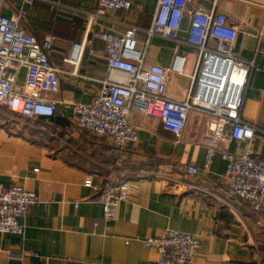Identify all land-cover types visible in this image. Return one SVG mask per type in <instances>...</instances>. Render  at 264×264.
Instances as JSON below:
<instances>
[{"label": "crops", "instance_id": "crops-1", "mask_svg": "<svg viewBox=\"0 0 264 264\" xmlns=\"http://www.w3.org/2000/svg\"><path fill=\"white\" fill-rule=\"evenodd\" d=\"M130 9L98 14L97 0H4L3 13L23 8V23L42 39L58 36L51 53L61 69L58 99L51 117H19L0 105V182L35 191L38 201L20 218L22 233L0 232V264H147L158 258L142 241L167 228L197 234L202 247L189 264H264V212L227 194L221 175L227 161L220 153L210 171H203L207 111H191L182 135L163 127L158 117L132 110L139 139L117 147L108 136L95 137L74 125L73 104L90 102L108 74L107 43L97 33H123L138 28L147 58L166 68L177 54L186 57L183 75L171 73L172 93L191 85L198 53L184 42L150 36L158 0H131ZM222 12L238 29L234 52L262 65L264 0H188L187 9ZM190 16L183 17L179 36L185 38ZM95 53L86 51L76 72L63 60L70 43L87 36ZM25 78L21 71L20 81ZM243 118L255 126L250 141H230L226 148H248L264 154V71L252 70L244 89ZM195 165L198 174L187 168ZM90 179L92 184L86 185ZM128 181L131 199L121 202L114 219L106 221L103 191Z\"/></svg>", "mask_w": 264, "mask_h": 264}, {"label": "built area", "instance_id": "built-area-1", "mask_svg": "<svg viewBox=\"0 0 264 264\" xmlns=\"http://www.w3.org/2000/svg\"><path fill=\"white\" fill-rule=\"evenodd\" d=\"M36 1L22 0L23 5ZM98 14L130 9L131 0H97ZM188 0H158L150 36L184 42L197 50L196 71L191 85L178 95L171 89L170 74L183 75L186 57L177 54L172 67L166 68L147 58L138 41V28L130 26L123 33H97L107 43L108 74L101 89L90 102L73 104V123L91 136H108L123 148L139 139V127L131 121L132 110L158 117L163 127L178 137L186 126L191 111L200 108L208 113L204 143L207 147L203 171L209 172L217 153L227 161L221 175L230 198L250 204L264 212V154L248 148L232 153L226 148L230 141H250L255 126L242 115L244 89L252 70L264 71L254 60H246L234 52L238 27L222 12L204 7L187 9ZM0 0V105L13 113L30 119L51 117L58 99L61 69L53 62L51 53L58 42L55 33L48 32L42 39L23 23L26 11L21 8L12 16L3 13ZM191 22L187 36L179 32L183 17ZM87 36L81 42L70 43L63 60L77 71L86 51L95 53L93 40ZM264 45V28L257 35ZM25 70L24 81H20ZM198 174L195 165L187 168ZM90 186L92 181L86 180ZM128 181L106 188L101 195L106 221L114 219L118 205L131 199ZM35 191L21 184L5 186L0 182V232L22 233L20 218L37 203ZM156 249L158 258L147 264H189L202 247L199 235L167 228L161 234L142 241Z\"/></svg>", "mask_w": 264, "mask_h": 264}, {"label": "rangeland", "instance_id": "rangeland-1", "mask_svg": "<svg viewBox=\"0 0 264 264\" xmlns=\"http://www.w3.org/2000/svg\"><path fill=\"white\" fill-rule=\"evenodd\" d=\"M20 117V116H19Z\"/></svg>", "mask_w": 264, "mask_h": 264}]
</instances>
